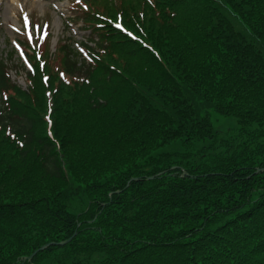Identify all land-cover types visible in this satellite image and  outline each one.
<instances>
[{"label":"trees","instance_id":"trees-1","mask_svg":"<svg viewBox=\"0 0 264 264\" xmlns=\"http://www.w3.org/2000/svg\"><path fill=\"white\" fill-rule=\"evenodd\" d=\"M79 2L0 60V264H264V0Z\"/></svg>","mask_w":264,"mask_h":264},{"label":"rangeland","instance_id":"rangeland-1","mask_svg":"<svg viewBox=\"0 0 264 264\" xmlns=\"http://www.w3.org/2000/svg\"><path fill=\"white\" fill-rule=\"evenodd\" d=\"M76 4L75 0H0V60L7 63L12 81L26 88V74L22 70V65L26 63L17 42L32 33L27 29L31 20L48 24L45 28L49 34L47 40L51 56L56 54L64 41L73 44L77 51H82L80 45L86 42L90 33L80 23L82 21H75L82 14V11L77 13ZM33 32L36 34V31ZM12 53L14 55L10 59ZM215 125L222 127L216 122Z\"/></svg>","mask_w":264,"mask_h":264},{"label":"water","instance_id":"water-1","mask_svg":"<svg viewBox=\"0 0 264 264\" xmlns=\"http://www.w3.org/2000/svg\"><path fill=\"white\" fill-rule=\"evenodd\" d=\"M135 180V179H134ZM72 239H69V240H67V241H65V242H61V243H48V244H46V245H44V246H42L41 248H39L38 250H36L32 255H30L29 257H27V258H24V260L25 261H32L33 259H34V257L39 253V252H42V251H45L46 249H48L49 247H52V246H57V245H59V246H64V245H66V244H68L70 241H71Z\"/></svg>","mask_w":264,"mask_h":264},{"label":"snow or ice","instance_id":"snow-or-ice-1","mask_svg":"<svg viewBox=\"0 0 264 264\" xmlns=\"http://www.w3.org/2000/svg\"><path fill=\"white\" fill-rule=\"evenodd\" d=\"M116 26H117L118 28L120 27V25H119V24H117ZM42 38H43V37H42ZM5 99H7V97H6V96H5Z\"/></svg>","mask_w":264,"mask_h":264}]
</instances>
